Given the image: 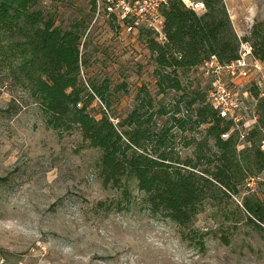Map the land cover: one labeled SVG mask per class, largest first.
<instances>
[{"label":"rangeland","instance_id":"rangeland-1","mask_svg":"<svg viewBox=\"0 0 264 264\" xmlns=\"http://www.w3.org/2000/svg\"><path fill=\"white\" fill-rule=\"evenodd\" d=\"M224 1L240 41L253 45L256 24L264 35V0ZM34 8L83 38L85 99L79 106L87 103L98 118L106 111L121 130H130L127 119L136 109L152 115V127L168 130L178 156L199 163L196 172L210 183L190 225L191 235H198L190 244L176 222L151 211L135 178H125L121 188L104 187L97 169L102 151L78 129L61 133L48 127L17 58L5 49L0 51V264H264V222L249 208L264 205V170L255 155L264 151L259 119L245 139L236 132L227 139L230 176L222 182L211 173L222 165L224 151L208 138L209 125L197 122L199 107L213 108L203 65L179 72L182 90L160 88L147 46L154 31L139 26L128 32L125 24L106 17L94 22L91 0H37ZM7 45L6 38L0 40L1 47ZM254 79H230L244 102L245 119L253 122L264 102V86L259 89ZM175 117L187 120L186 130ZM199 235L205 249L196 244Z\"/></svg>","mask_w":264,"mask_h":264},{"label":"trees","instance_id":"trees-1","mask_svg":"<svg viewBox=\"0 0 264 264\" xmlns=\"http://www.w3.org/2000/svg\"><path fill=\"white\" fill-rule=\"evenodd\" d=\"M201 1L206 7L203 14L187 8L181 0H171L163 9L165 38L147 35L148 49L158 65L160 88L182 90L179 72L203 65L212 54L223 62L239 57L241 41L225 1ZM36 3L37 0H0V40L8 41L7 46H0V51L5 53L8 49L17 58L18 70L39 103L48 127L61 133L78 129L91 147L102 151L97 169L104 187L121 188L125 178H135L151 211L176 222L182 239L194 244L193 236L198 235L192 236L189 229L210 179L198 175L199 163L194 165L178 156L169 131L152 127V115L144 117L136 109L127 119L130 130H121L106 111L98 118L89 112L87 103L79 106L85 99L80 80L83 38L75 29L63 31L52 20H45L42 11L34 8ZM259 27L260 24L254 26L252 46L254 55L264 61V35ZM198 100L196 97L189 102L190 107ZM259 108V126L264 129V102ZM197 116L199 124L209 125L208 138L215 139L224 151L217 173L209 169L203 172L226 183L230 175L225 157L232 141L224 140L222 134L231 126L206 105L197 109ZM175 120L178 127L187 129V120ZM255 155L259 169L264 170V151L258 149ZM249 208L264 222L263 204ZM196 244L205 249L203 235H199Z\"/></svg>","mask_w":264,"mask_h":264},{"label":"built area","instance_id":"built-area-1","mask_svg":"<svg viewBox=\"0 0 264 264\" xmlns=\"http://www.w3.org/2000/svg\"><path fill=\"white\" fill-rule=\"evenodd\" d=\"M181 1L187 8L198 14L206 11L202 1ZM170 2L171 0H91L95 13L94 22L101 17L114 19L119 24H125L128 32L143 26L154 31L160 40L165 38L163 9ZM203 66L204 74L210 80L211 85L207 100L219 116L231 126L229 131L222 134V138L227 140L232 132H236L240 139H245L260 116L256 115L254 122L245 119L244 102L238 89L230 83V79L235 77L247 80L250 78L253 83L254 75H256L257 87L261 89L264 86V61L254 55L252 45L242 41L237 59L223 62L217 54H212Z\"/></svg>","mask_w":264,"mask_h":264}]
</instances>
